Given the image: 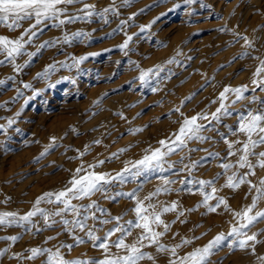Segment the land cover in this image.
Wrapping results in <instances>:
<instances>
[{"label":"rangeland","instance_id":"1","mask_svg":"<svg viewBox=\"0 0 264 264\" xmlns=\"http://www.w3.org/2000/svg\"><path fill=\"white\" fill-rule=\"evenodd\" d=\"M84 4L95 5L90 17L84 16ZM110 5L118 11L103 14L101 10ZM65 7L64 15L83 18L59 26L44 20L35 28L30 27L34 19L21 21L17 28L0 23V35L22 36L27 41L14 59L0 51V211L23 215L32 210L37 197L71 187L74 175L95 171L112 179L102 181L103 187L90 195L72 200L84 206L79 208L80 215L66 210L50 215L54 221L50 223L37 213L31 223L0 224V250L6 249L0 254V264H47L48 253L32 256L30 249L35 247L59 249L67 260L98 261L106 253L94 246L88 231L104 237L117 224L128 229L131 234L126 242L133 243L143 229L135 227L136 199L129 193L141 200L156 193L144 200L155 211L170 207L175 200L178 204L162 212L166 230L163 225H152L164 234L156 244L143 241L142 251L151 258L145 256L137 264L178 261L221 232L226 238L213 246L207 264H264L260 259L264 257V218L258 217L245 229L249 235L257 234L249 247H230L236 237L228 235L234 224L241 223L240 217L231 215L237 213L241 198L247 206L252 204L253 185L259 186L264 179V168L256 164L258 155L249 156L256 164L255 174L247 177L252 184L247 180L238 188L227 184L233 172L237 176L249 172L236 164L240 154L236 149L241 145L231 149L228 145L246 139L237 132L241 113L264 110V84L253 83L259 79L253 75L259 59H264V0H193L191 4L184 0H79ZM235 33L248 36L252 46H245ZM129 36L127 47L121 49L119 45ZM244 51L248 55H242ZM79 57L84 59L77 64ZM146 69H152L147 83L139 78ZM240 85L247 86L243 96L226 93L227 111L218 113L220 93L226 86ZM197 114L199 132L177 146L176 135L184 120ZM53 136L57 138L54 146L45 152ZM97 140L100 143H94ZM156 149L166 153L159 166L153 162L135 176L122 173L127 167L129 172L136 171V161ZM253 151H264V145ZM225 163L234 167L225 170ZM78 168L83 171L77 173ZM117 173L124 179H116ZM200 180L214 182L204 185L205 191L211 192L213 186L217 189L208 204L215 206L217 198L224 196L228 207L221 204L208 212V205L202 203ZM157 189H162L161 195ZM185 194L187 203L180 202L178 198ZM39 207L51 214L64 205L53 196ZM259 211H264V197L257 199L250 214ZM117 216L119 221L114 219ZM75 220L87 227H75L71 223ZM119 235L116 232L109 238V248L112 254L124 255V249L111 243ZM11 236L18 239H7ZM159 244L166 247L161 250ZM174 245H180L175 256Z\"/></svg>","mask_w":264,"mask_h":264},{"label":"snow or ice","instance_id":"2","mask_svg":"<svg viewBox=\"0 0 264 264\" xmlns=\"http://www.w3.org/2000/svg\"><path fill=\"white\" fill-rule=\"evenodd\" d=\"M79 0H0V23L6 24L10 28L20 27V22L27 19H34L35 24L30 27L35 28L37 24H40L44 20H52L56 26L60 24H64L65 22H71L74 19H80L83 17L77 16H68L64 15L68 11L65 7L66 5L77 3ZM128 0H125L127 3ZM193 0H184V3L191 4ZM95 10V5L92 4H84L83 11L84 16L90 17ZM111 10L113 12L118 11L115 5H110L109 8L102 9L103 14H107V12ZM135 15V13H133ZM123 23V22H122ZM150 25H145L144 27H149ZM35 35V32L32 33ZM76 35V34H72ZM236 36L240 37L244 40L245 46H252V41L248 36L242 35L241 33H235ZM68 38L67 36L65 37ZM131 36H129L123 44L119 45L121 49L127 47L129 41L131 40ZM27 41L21 38L18 39H10L6 35H0V51L6 52L9 58H15L16 55H19L22 51L24 44ZM242 55H248L247 51H244ZM84 57L77 58V64L79 61H82ZM259 59V58H257ZM19 65H17V70H19ZM53 65H49L48 68L51 69ZM159 69V65L156 66ZM152 69L143 70L140 74V79L147 83L148 73H150ZM41 73L40 75H43ZM255 77H259V79H254L253 83H261L264 84V59H259V65L256 68L255 73L253 74ZM3 83V81H0ZM30 87L31 85H26ZM246 85H240L237 88L225 87L224 91L220 93L221 97V105L220 108L217 109L219 113L222 109L227 111L226 106L223 103L224 99H227L226 93L229 91L236 93L237 97H242L243 92L246 90ZM155 90V89H154ZM255 99V97H254ZM197 116H191L184 120L182 126L179 129L178 134L176 135L177 146L183 145L186 142V138L190 139L192 136H196L199 132L201 125L197 124ZM213 116L216 117V114L213 113ZM218 119V117H216ZM239 126L237 132L245 134L246 139L243 141H229V148H233L234 144H240L241 147L236 149L239 154V159L236 161L241 168L247 167L249 172H245L241 176H237L236 172H233L232 175L228 176L227 184L232 188H238L241 184L245 183L247 177L250 174L255 173L256 164H258L261 168H264V151L255 153L253 150L257 147V145H264V110H249L247 114L241 113L239 122ZM3 127V126H0ZM139 131V129H136ZM203 138V137H200ZM56 137L53 136L51 138L52 144H49L45 147V152L48 151L49 148L54 146L56 141ZM94 143H100V141H94ZM164 144V141L160 142ZM85 150H87V145L85 146ZM79 151V150H77ZM122 151V150H121ZM171 151V149H169ZM42 153L41 155H43ZM80 155L83 156L84 153L80 152ZM115 155V153L113 154ZM166 155V153L161 152L160 149L154 150L150 155H145L142 160L136 161V165L139 166L136 168V171L129 172V169H122V173H128L132 176L138 175L139 172L143 168L151 167L153 162H155L156 166L160 165V161L162 157ZM229 155H233L230 151ZM251 155H258V159L256 164H253L249 159ZM97 163H103V161H97ZM95 165H89V168H94ZM225 170H228L234 165L232 163H225L222 165ZM83 171L82 168L77 169V173ZM116 179H124V176L121 173H117ZM112 179L106 173L91 171L83 176L74 175L71 180V187H66L59 192H46L42 196L37 197L32 210L20 215L18 212H0V224H25L31 223V218L35 216L37 213H40L44 216L46 222L54 223V221H50V215H61L66 210H72L77 215H80L79 208L84 207L83 205L77 206L72 203L73 199L77 197H84L90 195L93 191L99 190L103 187L102 181H107ZM249 184H252L251 180H247ZM199 184L201 186L200 190L203 192L204 199L202 203L208 205L209 211H215L221 204L225 207H228L227 201L224 197H218L217 203L215 206L208 204V201L213 199L214 194L217 189L213 186L211 192L204 190V185H213L214 182L212 180H200ZM256 196L253 197L252 204L245 207L244 210L235 213L238 217H240L241 223L239 225L234 224L232 226L231 232L228 234L229 236L236 237V239L232 240L230 247L239 246L240 248L249 247V241H256L257 234L252 233L249 235L245 229L252 224L258 217L264 218V211L256 212L255 214H250L252 209L256 205L257 199L260 197H264V179H261L260 185L256 186ZM161 189H157L159 192ZM164 191H168V189H163ZM156 193H149L144 200H148L151 196ZM128 195L132 196L133 199H136L135 213H136V221L135 227L142 228L143 232L139 235V237L133 243H127L125 237L130 235L131 233L128 229L124 228L122 225L117 224L111 230H109L104 237L97 236L92 230H89L87 235L93 240L94 246L99 247L104 250L106 255L103 259H100L95 262H88V264H137V262L143 259L145 256L151 258V254L145 251H142L144 248V240H147L150 244L158 243V237L162 236L164 233L160 231H156L152 225H163L165 230L168 228V225L161 219L162 212L171 211L176 208V202H172L170 207H164L161 211H155V206L152 204L145 205L144 200L139 199L135 193H129ZM55 197L57 202H60L64 205L63 208L57 209L54 213H48L47 209L40 208L39 205L41 201H43L46 197L49 202H51L52 197ZM93 204L95 201L92 202ZM152 209V211H149ZM87 219V216L84 217V220ZM115 220L119 221L120 217H114ZM108 221H104L107 223ZM70 221L67 219L64 220V224L68 225ZM75 227H79L83 230L87 227L86 223L81 220H75L71 222ZM130 226L133 225V221L127 222ZM68 231H72V228H69ZM116 232H119L120 235L117 237L115 241H111L112 244L115 245L117 249H124L125 254H112L109 248V238ZM226 238L225 233H218L212 241H209L207 245L202 248H195L193 251L187 253L183 257H181L178 261H171L170 264H207V257L211 254V250L214 245L219 244L222 240ZM12 241L18 239L17 236L7 237ZM51 239V237H49ZM76 240L79 242H83L80 237H76ZM188 242L187 240L184 241ZM64 247V245H61ZM67 247L71 248L72 245H67ZM166 246L163 244H159V248L163 250ZM180 247V245H174L172 247L173 256L176 255V248ZM253 247V251H254ZM6 251L0 250V254ZM32 256L35 257L41 253H48V261L47 264H85L84 261L80 260H67L63 257L62 253L59 249L53 251L48 248H39L35 247L30 249ZM15 255H19L16 253ZM264 261V257L260 258Z\"/></svg>","mask_w":264,"mask_h":264},{"label":"bare ground","instance_id":"3","mask_svg":"<svg viewBox=\"0 0 264 264\" xmlns=\"http://www.w3.org/2000/svg\"><path fill=\"white\" fill-rule=\"evenodd\" d=\"M252 35H253V34H251V36H252ZM253 36H254V35H253ZM75 43H76V42H75ZM163 63H164V62H163ZM251 83H252V82H251ZM252 86H253V85H252ZM251 89H252V88H251ZM256 90H257V89H256ZM254 91H255V90H254ZM254 91H253V92H254ZM263 91H264V88H263ZM255 92H256V91H255ZM251 93H252V92H251ZM262 93H263V92H262ZM262 93H261V94H262ZM258 94H259V92H258ZM263 94H264V93H263ZM232 96H233V94H232ZM249 97H250V96H249ZM257 97H258V96H257ZM261 97H262V96H261ZM129 98H130V97H129ZM244 99H245V98H244ZM256 99H257V98H256ZM256 99H255V100H256ZM124 101H125V100H124ZM243 101H244V100H243ZM256 101H257V100H256ZM234 103H235V102H234ZM120 104H121V103H120ZM230 104H231V103H230ZM114 105H115L116 109H120L119 106H117L116 104H114ZM232 105H233V103H232ZM232 105H231V106H232ZM117 107H119V108H117ZM121 107H122V106H121ZM122 109H123V108H122ZM112 110H113V109H112ZM120 110H121V109H120ZM120 115H121V114H120ZM114 117H115V116H114ZM113 119H115V118H113ZM113 119H112V120H113ZM120 119H121V118H120ZM128 123H129V122H128ZM113 125H115V124H113ZM206 126H207V125H206ZM111 127H112V126H111ZM202 127H203V126H202ZM14 129H15V128H14ZM117 129H118V128H117ZM117 129H116V130H117ZM104 131H105V130H104ZM71 132H72V131H71ZM14 139H15V138H14ZM199 140H200V139H199ZM21 167H22V166H21ZM127 169H128V167H127ZM257 169H258V171H259V168H257ZM257 169H256V170H257ZM130 172H131V171H130ZM259 172H260V171H259ZM257 173H258V172H257ZM254 174H255V173H254ZM259 174H260V173H259ZM261 174H263V170H262V173H261ZM252 175H253V174H252ZM257 176H258V175H257ZM260 176H261V175H260ZM260 176H259V177H260ZM260 181H261V179L259 180V182H260ZM132 184H133V183H132ZM244 184H245V183H244ZM130 185H131V184H130ZM127 187H128V186H127ZM165 187H166V184H165L164 188H165ZM161 190H162V189H161ZM180 191H181V190H180ZM183 192H184V191H183ZM112 193H113V192H112ZM163 193H164V192H163ZM163 193H162V194H163ZM179 193H181V192H179ZM183 194H184V193H183ZM160 195H161V191H160ZM187 197H188V196L185 194V195L181 196V197L178 198V199H179V200L181 199L184 203H185V202L187 203V199H188ZM223 197H224V196H223ZM144 198H145V197H144ZM170 198H171V197H170ZM151 199H152V198H151ZM171 199H172V198H171ZM174 199H175V198H174ZM176 199H177V198H176ZM225 199H226V197H225ZM181 200H180V202H182ZM241 200H242V202H241V201H240V202L242 203L241 205H243V206L239 205L240 203H239L238 205L236 204L237 206H240V207H237V212H240V211L244 210L245 207L247 206L245 203H243V202H244V201H243V198H241ZM146 201H147V200H146ZM175 201H176V200H175ZM228 201H229V200H228ZM168 202H169V201H168ZM262 202H263V201H262ZM194 203H195V202H194ZM246 203H247V201H246ZM199 204H201V203H199ZM176 205H178V204H176ZM201 205H202V204H201ZM182 206H183V205H182ZM235 207H236V206H235ZM259 207H260V206H259ZM186 208H187V207H186ZM196 208H197V206H196ZM184 209H185V208H184ZM197 209H198V208H197ZM54 210H55V209H54ZM0 212H1V211H0ZM90 212H91V211H90ZM184 212H185V211H184ZM208 212H210V211H208ZM211 212H212V211H211ZM232 212H233V211H232ZM71 213H73V212H71ZM185 213H186V212H185ZM213 213H214V212H213ZM64 214H65V213H64ZM233 214H234V212H233ZM233 214H231V215L233 216L232 218L235 219V217H236L237 215H235V214L233 215ZM210 215H211V214H210ZM231 215H230V216H231ZM213 216H214V215H213ZM218 217H219V216H218ZM221 219H222V218H221ZM234 219H233V220H234ZM98 220H99V219H98ZM227 220H228V219H227ZM227 220H226V221H227ZM228 221L230 222V220H228ZM97 222H98V221H97ZM224 223H225V221H224ZM224 223H223V224H224ZM33 224H34V223H33ZM99 225H100V224H99ZM105 225H106V224H105ZM126 225H127V224H126ZM226 225H227V224H226ZM101 226H102V225H101ZM152 227H153V226H152ZM104 228H105V227H104ZM104 228H103V229H104ZM90 229H91V227H90ZM92 229H93V228H92ZM66 230H67V229H66ZM65 237H67V236H65ZM129 238H130V237H129ZM134 241H135V240H134ZM134 241H132V242H134ZM83 246H84V245H83ZM64 247H65V246H64ZM151 251H152V250H151ZM79 254H80V253H79ZM83 254H84V253H83Z\"/></svg>","mask_w":264,"mask_h":264}]
</instances>
